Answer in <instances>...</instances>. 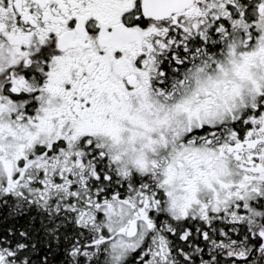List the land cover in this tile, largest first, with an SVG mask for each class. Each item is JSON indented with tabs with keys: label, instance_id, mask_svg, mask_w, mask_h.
Returning a JSON list of instances; mask_svg holds the SVG:
<instances>
[{
	"label": "snow or ice",
	"instance_id": "obj_1",
	"mask_svg": "<svg viewBox=\"0 0 264 264\" xmlns=\"http://www.w3.org/2000/svg\"><path fill=\"white\" fill-rule=\"evenodd\" d=\"M0 264H264V0H0Z\"/></svg>",
	"mask_w": 264,
	"mask_h": 264
}]
</instances>
